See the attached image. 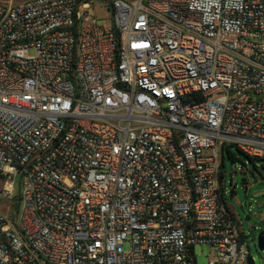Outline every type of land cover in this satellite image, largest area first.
<instances>
[{
	"label": "built area",
	"instance_id": "1",
	"mask_svg": "<svg viewBox=\"0 0 264 264\" xmlns=\"http://www.w3.org/2000/svg\"><path fill=\"white\" fill-rule=\"evenodd\" d=\"M225 145L264 158V0H0V264H248Z\"/></svg>",
	"mask_w": 264,
	"mask_h": 264
},
{
	"label": "rangeland",
	"instance_id": "2",
	"mask_svg": "<svg viewBox=\"0 0 264 264\" xmlns=\"http://www.w3.org/2000/svg\"><path fill=\"white\" fill-rule=\"evenodd\" d=\"M94 14L103 22L109 18V14L97 6ZM222 161L224 201L233 212L255 264H264V251L258 248V236L264 234V158L252 159L237 146L225 145ZM208 250L207 247L197 248L199 264L207 263Z\"/></svg>",
	"mask_w": 264,
	"mask_h": 264
},
{
	"label": "water",
	"instance_id": "3",
	"mask_svg": "<svg viewBox=\"0 0 264 264\" xmlns=\"http://www.w3.org/2000/svg\"><path fill=\"white\" fill-rule=\"evenodd\" d=\"M258 248L260 251H264V234L258 236ZM248 264H255V261L251 256L248 258Z\"/></svg>",
	"mask_w": 264,
	"mask_h": 264
},
{
	"label": "trees",
	"instance_id": "4",
	"mask_svg": "<svg viewBox=\"0 0 264 264\" xmlns=\"http://www.w3.org/2000/svg\"><path fill=\"white\" fill-rule=\"evenodd\" d=\"M253 159V158H252ZM222 177H223V172H222V174H221V179H222Z\"/></svg>",
	"mask_w": 264,
	"mask_h": 264
},
{
	"label": "crops",
	"instance_id": "5",
	"mask_svg": "<svg viewBox=\"0 0 264 264\" xmlns=\"http://www.w3.org/2000/svg\"><path fill=\"white\" fill-rule=\"evenodd\" d=\"M230 211H231V209H230ZM232 212V211H231ZM232 214H233V212H232Z\"/></svg>",
	"mask_w": 264,
	"mask_h": 264
}]
</instances>
